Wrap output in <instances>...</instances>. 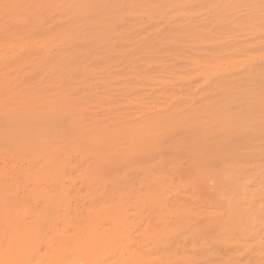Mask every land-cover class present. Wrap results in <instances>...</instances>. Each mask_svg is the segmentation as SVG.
Returning a JSON list of instances; mask_svg holds the SVG:
<instances>
[{
  "label": "rangeland",
  "instance_id": "obj_1",
  "mask_svg": "<svg viewBox=\"0 0 264 264\" xmlns=\"http://www.w3.org/2000/svg\"><path fill=\"white\" fill-rule=\"evenodd\" d=\"M0 264H264V0H0Z\"/></svg>",
  "mask_w": 264,
  "mask_h": 264
}]
</instances>
